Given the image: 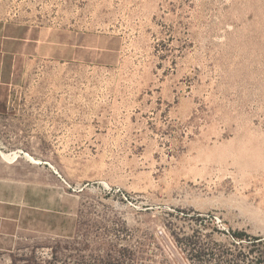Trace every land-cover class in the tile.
I'll return each instance as SVG.
<instances>
[{
    "label": "rangeland",
    "instance_id": "obj_1",
    "mask_svg": "<svg viewBox=\"0 0 264 264\" xmlns=\"http://www.w3.org/2000/svg\"><path fill=\"white\" fill-rule=\"evenodd\" d=\"M0 17L45 41L13 88L23 128L0 131L17 264L264 259V0H0Z\"/></svg>",
    "mask_w": 264,
    "mask_h": 264
},
{
    "label": "crops",
    "instance_id": "obj_2",
    "mask_svg": "<svg viewBox=\"0 0 264 264\" xmlns=\"http://www.w3.org/2000/svg\"><path fill=\"white\" fill-rule=\"evenodd\" d=\"M34 32L32 26L0 17V131L23 128L18 119L26 116L27 109L19 104L18 93L13 88L20 81L18 75H23L27 62L32 60L33 47L35 50L43 48L45 41ZM9 167L2 163L0 149V264H17L18 256L22 255V250H18L17 202L10 192Z\"/></svg>",
    "mask_w": 264,
    "mask_h": 264
},
{
    "label": "trees",
    "instance_id": "obj_3",
    "mask_svg": "<svg viewBox=\"0 0 264 264\" xmlns=\"http://www.w3.org/2000/svg\"><path fill=\"white\" fill-rule=\"evenodd\" d=\"M243 235H237L238 238H242ZM255 264H264V259L257 261Z\"/></svg>",
    "mask_w": 264,
    "mask_h": 264
}]
</instances>
